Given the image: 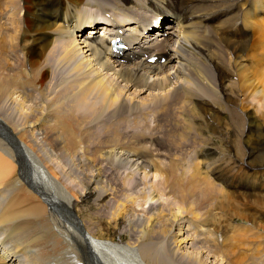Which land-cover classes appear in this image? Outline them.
I'll use <instances>...</instances> for the list:
<instances>
[{
	"label": "bare ground",
	"instance_id": "bare-ground-1",
	"mask_svg": "<svg viewBox=\"0 0 264 264\" xmlns=\"http://www.w3.org/2000/svg\"><path fill=\"white\" fill-rule=\"evenodd\" d=\"M22 1L1 0L0 19L10 10L17 14ZM27 4L31 15L19 17L16 26L17 17L8 16L12 35L0 38L10 55H0V264H242L219 262L197 250L202 242L187 215L166 219L168 231L156 233L157 208L145 221L143 237L125 244L102 238V230L96 224L91 229L89 220L104 207L108 193L101 187L102 169L91 171L97 160L86 152L95 144L97 121L111 111L137 108L144 91L169 84H176L170 90L173 98L153 93L149 98L163 111L182 114L187 108L198 123L199 108L192 102L212 101L216 93L224 96L214 103L225 113L222 120L241 119L238 112L229 114L227 98L238 97L241 109L254 114L264 110V0ZM121 28L127 47L118 52L108 39L121 34ZM20 50L23 57H16ZM153 55L158 58L151 61ZM212 65L218 77L209 71ZM56 67L65 68L63 81L51 73ZM142 83L145 90L138 88ZM109 137L98 160L115 153L110 145L117 138ZM251 149L253 155H264V138ZM121 154L127 161L141 160ZM205 184L213 187L208 179ZM123 221L119 215L117 222ZM246 236L234 240L243 259ZM263 261L261 255L256 259Z\"/></svg>",
	"mask_w": 264,
	"mask_h": 264
},
{
	"label": "rangeland",
	"instance_id": "rangeland-1",
	"mask_svg": "<svg viewBox=\"0 0 264 264\" xmlns=\"http://www.w3.org/2000/svg\"><path fill=\"white\" fill-rule=\"evenodd\" d=\"M0 3L3 2L0 0ZM21 6L24 8L18 11L19 14H12L10 10L7 17L13 20L24 18L29 13L27 0L22 1ZM7 17L1 16L0 38L12 35L13 26L7 25L10 24ZM18 23L19 19L14 25ZM102 32L103 29L99 28V33ZM262 39L260 45L264 44ZM0 49V55L10 56L3 52L5 49ZM17 52L16 57H23V51ZM209 71L219 76L216 66L212 65ZM64 72L65 68L56 67L51 73H57V80L63 81L62 78L67 76H63ZM211 78L215 83L216 79ZM175 85L169 84L164 90L155 92L148 89L140 96L141 104L137 108L111 111L95 123V144L89 146L86 153L89 159L97 160L91 171L102 169L101 187L107 191L108 197L103 200L102 209H94L93 221L85 216H88L85 212L82 218L85 221L90 219L91 229L98 225L103 232L102 238L125 244L144 236L148 231L145 221L157 209L161 212L154 217L155 232L162 236L169 229L166 219L187 215L193 224L196 222L192 231L202 242L197 245V250L206 252L219 262L230 259L232 263L240 260L242 264H264V261L256 262L260 255L264 259V155H253L251 149L256 140L264 138L261 131L264 128V110L254 114L241 109L238 97L227 98L225 103L229 114L238 112L241 119L235 121L230 117L222 120L225 113L214 107V103L224 96L216 93L212 101L192 102L199 108L201 119L198 123L187 115V108L182 114L180 111H163L148 96L153 93L173 98L174 92L170 90ZM144 86L142 83L138 88L144 89ZM234 86H237L236 80ZM111 135L117 138L110 145L115 153L110 158L98 160L102 149L109 145L107 142ZM121 153L136 154L142 161H127ZM142 164L147 167L142 168ZM95 177H99L98 171ZM205 179L211 182L212 188L205 184ZM76 187L81 189V183ZM119 215L125 221L120 229L123 222H117ZM245 234L249 235V240L247 236L243 240L247 249L242 252L245 255L243 259L234 240ZM247 243L252 249H248Z\"/></svg>",
	"mask_w": 264,
	"mask_h": 264
}]
</instances>
